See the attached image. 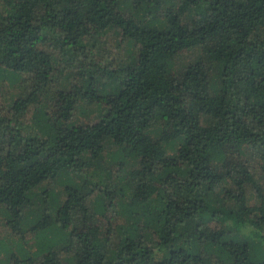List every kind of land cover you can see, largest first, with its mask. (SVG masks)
Segmentation results:
<instances>
[{
    "label": "trees",
    "instance_id": "trees-1",
    "mask_svg": "<svg viewBox=\"0 0 264 264\" xmlns=\"http://www.w3.org/2000/svg\"><path fill=\"white\" fill-rule=\"evenodd\" d=\"M0 81V264H264V0H0Z\"/></svg>",
    "mask_w": 264,
    "mask_h": 264
},
{
    "label": "rangeland",
    "instance_id": "rangeland-1",
    "mask_svg": "<svg viewBox=\"0 0 264 264\" xmlns=\"http://www.w3.org/2000/svg\"><path fill=\"white\" fill-rule=\"evenodd\" d=\"M110 40L113 41V38H111ZM111 41H110V42H111ZM0 83H1V81H0ZM12 91H13V93H17V88H16V86H14V87L12 88ZM97 113H98V111H97V106L92 105V106H89V107L86 109L84 116H80L79 118H80V120H86L87 118L90 119V120H92L93 117L97 115ZM60 179H62V180H60L59 182L56 183L55 188H56L57 191L60 192V194H59V196H60L59 199L62 200V199L64 198V183L62 182V181H64V177H62V178H60ZM94 180H95V179H94ZM89 185H90V184H89ZM0 217H1V216H0ZM4 235H5V236H9V231L6 230L4 227H1V226H0V238H1L2 236H4ZM14 238H16V237H14ZM12 240H13L12 236L7 237V241H12ZM9 246L14 247L15 244H11V243H10ZM3 256H4V255H1V258H3Z\"/></svg>",
    "mask_w": 264,
    "mask_h": 264
}]
</instances>
